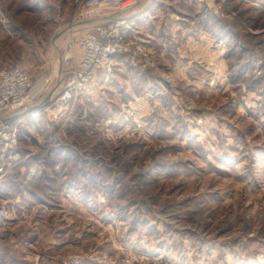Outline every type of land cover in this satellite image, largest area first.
<instances>
[{
  "label": "rangeland",
  "instance_id": "rangeland-1",
  "mask_svg": "<svg viewBox=\"0 0 264 264\" xmlns=\"http://www.w3.org/2000/svg\"><path fill=\"white\" fill-rule=\"evenodd\" d=\"M77 5L0 0V68L22 67L33 100L51 95V34L98 20L78 19ZM152 8L134 19L146 48L136 65L118 57L67 115L43 116L32 133L26 120L19 146L51 164V211L5 206L0 264H38V252L80 264H264V8ZM65 145L90 152L65 156Z\"/></svg>",
  "mask_w": 264,
  "mask_h": 264
},
{
  "label": "built area",
  "instance_id": "built-area-1",
  "mask_svg": "<svg viewBox=\"0 0 264 264\" xmlns=\"http://www.w3.org/2000/svg\"><path fill=\"white\" fill-rule=\"evenodd\" d=\"M77 18L80 20L98 19L81 34L68 37L60 62L67 70V76L61 89L50 96L38 108L27 113L9 116L21 109L29 108L34 102L29 76L18 65L0 68V177L6 174L12 165L23 161L21 153L20 132L27 119L33 122L47 116L50 122L56 113L64 116L72 110L77 97L95 80L98 72H110L114 69L117 58L124 57L130 65H136L138 55H145V45L135 38V16L127 15L140 3L146 8L142 15L149 14L150 7L163 0H77ZM225 0H220L224 3ZM126 14V15H125ZM127 16L118 20L110 16ZM65 123L68 118H62ZM12 160L7 167L5 160ZM8 221L6 209L0 204V227ZM33 254V253H31ZM34 261L38 264H80L78 257L71 256L59 259L47 252L34 253Z\"/></svg>",
  "mask_w": 264,
  "mask_h": 264
},
{
  "label": "crops",
  "instance_id": "crops-1",
  "mask_svg": "<svg viewBox=\"0 0 264 264\" xmlns=\"http://www.w3.org/2000/svg\"><path fill=\"white\" fill-rule=\"evenodd\" d=\"M237 3L247 4L251 9L261 10L264 8L263 0H236ZM153 6L150 7V11L152 12ZM146 8L145 5L140 6L132 11H129L127 15L135 16L138 19H146L147 17L142 15V12ZM149 11V12H150ZM126 15V14H125ZM146 17V18H143ZM71 35V21L68 24L62 26L58 30H55L50 36V46L48 49L47 55L44 57L46 59V74L48 78H51V95L56 94L60 91L61 84L63 80L67 76V70L61 64L60 58L62 53L65 50V44L68 37ZM50 62V63H48ZM99 75L103 74V71L98 72ZM97 74V75H98ZM97 77V76H96ZM96 79V78H95ZM94 82V81H93ZM91 83L86 88V93H89L91 90L101 89L104 84H94ZM49 92L45 94L41 99L34 100L29 108L21 109L18 112H15L9 116L3 117V119H9L15 115L27 113L30 109L38 108L43 105L48 99ZM49 96V97H50ZM84 117V115L82 116ZM43 117L33 122L28 119L29 124L25 125L27 132L32 133L36 126H38V122L41 121ZM71 127V124H70ZM24 128V127H23ZM21 129V131L23 130ZM29 134L23 136L28 139ZM21 140V139H20ZM79 149V150H78ZM74 150L71 146L65 145L63 148V153L66 156L71 154L73 155H82L88 153L87 148H78ZM21 153L25 155L23 161L17 162L12 165V169H10L6 174L0 177V204L4 207L14 206L17 208L19 212V216L24 215V209L27 213L31 212L34 207H50L51 211V164L49 168L45 166V159L42 161L36 155V150L33 149H21L19 148ZM1 161V159H0ZM5 163L10 166L13 162L10 159H6ZM55 169V167H53ZM71 186L69 187L67 192H71ZM70 193L65 195V197H69ZM62 197V199H65ZM71 197V196H70ZM31 205V208H27ZM40 213V212H39ZM38 210L32 212V217L35 218L39 216Z\"/></svg>",
  "mask_w": 264,
  "mask_h": 264
},
{
  "label": "water",
  "instance_id": "water-1",
  "mask_svg": "<svg viewBox=\"0 0 264 264\" xmlns=\"http://www.w3.org/2000/svg\"><path fill=\"white\" fill-rule=\"evenodd\" d=\"M124 17H127V16L114 15V16H110L109 19L118 20V19H121V18H124Z\"/></svg>",
  "mask_w": 264,
  "mask_h": 264
}]
</instances>
